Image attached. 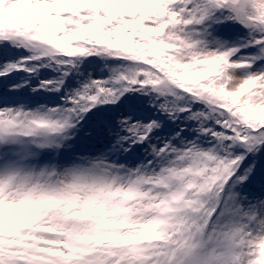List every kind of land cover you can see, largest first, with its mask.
Segmentation results:
<instances>
[{"label":"snow or ice","instance_id":"snow-or-ice-1","mask_svg":"<svg viewBox=\"0 0 264 264\" xmlns=\"http://www.w3.org/2000/svg\"><path fill=\"white\" fill-rule=\"evenodd\" d=\"M0 264H264V0H0Z\"/></svg>","mask_w":264,"mask_h":264}]
</instances>
